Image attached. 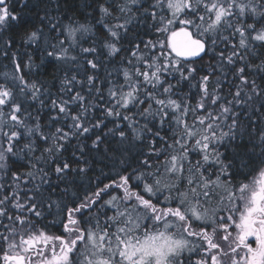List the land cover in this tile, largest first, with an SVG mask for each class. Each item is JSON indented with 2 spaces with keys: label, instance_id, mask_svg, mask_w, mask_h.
Listing matches in <instances>:
<instances>
[{
  "label": "snow or ice",
  "instance_id": "snow-or-ice-1",
  "mask_svg": "<svg viewBox=\"0 0 264 264\" xmlns=\"http://www.w3.org/2000/svg\"><path fill=\"white\" fill-rule=\"evenodd\" d=\"M66 4L0 0L2 264H264V0H104L106 37ZM48 59L64 66L56 92L31 78ZM100 162L119 182L69 207Z\"/></svg>",
  "mask_w": 264,
  "mask_h": 264
},
{
  "label": "trees",
  "instance_id": "trees-1",
  "mask_svg": "<svg viewBox=\"0 0 264 264\" xmlns=\"http://www.w3.org/2000/svg\"><path fill=\"white\" fill-rule=\"evenodd\" d=\"M104 0H67V4L65 5V10L69 13L75 14L77 19H79L82 23H91L94 25L92 31L93 33H97L99 36L101 37H106L107 33L104 30L103 26L100 24L96 23V20H98L100 18V14L99 11L97 9V4L98 3H103ZM16 7V11L19 12L21 11V9L19 8V5H15ZM25 15H24V19L28 22L29 25L31 24H36V26H40L39 25V21L37 19H35V13H36V9L32 8L31 11H29V8H25L23 9ZM42 14V13H41ZM93 17H95V19H93ZM109 19V23H116V21H112L111 18ZM139 32V35L143 37L144 40H148V39H155L156 34L151 33L150 31H148L145 26L143 24H137V28L133 29V32ZM146 31H148V34H145ZM7 38V37H5ZM94 39V36L92 35H85L84 37V42L82 41V44L84 47H88L91 43V41ZM17 47H19V37H17ZM34 47V46H33ZM21 51H23V49H21ZM29 51H31V49H29ZM78 51V49H77ZM75 53H70V55H74ZM105 55H107V52L105 50ZM33 60L34 63L37 65L41 64V57H40V53L37 52L34 56H33ZM208 62V57H205V63ZM258 62V61H256ZM7 65V67H6ZM125 67V65H121L119 63L117 64H109L108 65V72H111V79L116 80L119 79L120 81H123L124 77H123V68ZM115 69H120V73L119 75L117 74V72L115 71ZM12 67L11 65L8 63L7 60H4L2 57H0V74L4 73V72H11ZM34 75L31 77L32 79H38V80H43V82L48 85L49 87H51L53 92H56L59 88V80L60 78H62L65 74L64 72V66L63 65H56L54 61H52L51 59H48L44 62V64L40 67V68H34L33 70ZM101 75H105V73L102 71ZM3 80V76L0 75V81ZM103 87L105 88V92L107 90L108 85H103ZM184 91L187 92L188 91V85L185 84L184 86ZM109 127H111L112 125L109 124ZM170 135V133H169ZM171 142V141H170ZM70 151L68 153H65V156L70 155ZM145 153H147V148L144 149ZM39 153H37L38 155ZM165 164V158L161 157L160 160H156L153 161V171H155L156 166H160V172H161V179H164L166 176L164 174V168L163 165ZM101 168H103L104 171V176L100 177L99 180L97 179V177H99ZM119 171V169H110L108 167H104L103 162H100L98 164L95 165L94 168H92L91 170H89L87 172V174H85L83 177H78L75 180V183L71 186V191L69 192L68 197L66 198L67 203L69 204V207L72 206V200H73V196L72 193L75 192L78 196H80L81 198L85 195V193L87 194H91L92 192H94L97 188V184H99L100 187H103V184H112L113 181L119 182V176L117 175V172ZM125 175L127 173H124ZM261 177L259 172H252V173H245L244 176H239L236 178V183L240 184V183H245V184H252L253 182H255L257 185L259 184ZM102 181V183H101ZM133 183H135L133 181ZM149 183H152V181H149ZM60 189L64 188V185L61 184L59 186ZM135 191L141 193V194H145L144 197L146 199L150 198L151 194L150 193H145L143 185H141L140 188L134 189ZM110 191H112L110 189ZM120 191V190H119ZM117 191L114 194H122V191ZM236 195H239V192L237 191ZM148 197V198H147ZM105 200L109 199L108 196L104 197ZM152 202L156 203V200L154 197H152ZM214 203V202H213ZM236 204L238 207L241 208L242 210V204L239 200L236 201ZM157 206L160 207H164V202L163 200H161L160 204H157ZM95 210H93L90 213H87L84 217L85 220H87L89 218V216H95ZM109 215H111V212H109ZM239 213H237V217H238ZM79 218V217H77ZM57 221L59 220V217L56 218ZM94 222V221H93ZM84 227H87L88 225H83ZM63 233V229L59 227V225L57 224L56 227L50 229L49 234L51 235H60ZM67 235V234H65ZM0 264H2V260H0Z\"/></svg>",
  "mask_w": 264,
  "mask_h": 264
},
{
  "label": "rangeland",
  "instance_id": "rangeland-1",
  "mask_svg": "<svg viewBox=\"0 0 264 264\" xmlns=\"http://www.w3.org/2000/svg\"><path fill=\"white\" fill-rule=\"evenodd\" d=\"M164 179H170V178H168V177H165ZM119 191V190H118ZM120 191H122V190H120ZM119 191V192H120ZM146 193V192H145ZM147 194V193H146ZM119 195V194H118ZM121 195H123V192H122V194ZM143 195H145V194H143ZM146 196V195H145ZM148 198V197H147ZM255 246V245H254Z\"/></svg>",
  "mask_w": 264,
  "mask_h": 264
},
{
  "label": "flooded vegetation",
  "instance_id": "flooded-vegetation-1",
  "mask_svg": "<svg viewBox=\"0 0 264 264\" xmlns=\"http://www.w3.org/2000/svg\"><path fill=\"white\" fill-rule=\"evenodd\" d=\"M158 208H162V207H160V206H157ZM253 246H254V244H253Z\"/></svg>",
  "mask_w": 264,
  "mask_h": 264
}]
</instances>
